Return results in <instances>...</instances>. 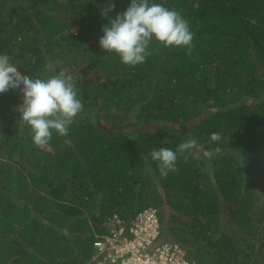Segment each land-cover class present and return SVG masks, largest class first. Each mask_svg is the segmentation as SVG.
Returning a JSON list of instances; mask_svg holds the SVG:
<instances>
[{
  "label": "trees",
  "instance_id": "16d2710c",
  "mask_svg": "<svg viewBox=\"0 0 264 264\" xmlns=\"http://www.w3.org/2000/svg\"><path fill=\"white\" fill-rule=\"evenodd\" d=\"M111 3L115 18L131 0H0V54L30 78L74 76L83 104L41 149L19 90L0 94V264H87L109 216L149 207L190 261L264 264V0H149L193 40L153 41L136 66L99 46ZM188 134L199 158L177 153L162 177L150 152Z\"/></svg>",
  "mask_w": 264,
  "mask_h": 264
},
{
  "label": "clouds",
  "instance_id": "9594fccd",
  "mask_svg": "<svg viewBox=\"0 0 264 264\" xmlns=\"http://www.w3.org/2000/svg\"><path fill=\"white\" fill-rule=\"evenodd\" d=\"M114 8L115 4L111 3L101 12L109 23L101 29L103 36L99 39V46L108 54H116L124 65L144 63L151 54L149 48L153 41L164 48H190L192 45L193 33L189 24L176 10L162 4H150L149 0H131L124 12L115 18L108 17V12ZM38 77L22 75L7 54H0V94L11 89L19 90L22 95V104L17 109L21 114L20 120L30 127L33 144L43 149L49 144L53 131L61 136L68 134L69 126L83 110V104L74 76L62 71L47 79ZM210 139L219 142L222 137L220 133H212ZM200 148L196 139L188 134L175 151L161 147L153 149L150 157L156 162L160 175L166 177L169 172L176 171L177 153H191L199 158ZM222 152L220 147H216L204 150L202 155L211 160ZM147 171L153 172L151 165Z\"/></svg>",
  "mask_w": 264,
  "mask_h": 264
},
{
  "label": "built area",
  "instance_id": "2783aa9c",
  "mask_svg": "<svg viewBox=\"0 0 264 264\" xmlns=\"http://www.w3.org/2000/svg\"><path fill=\"white\" fill-rule=\"evenodd\" d=\"M94 238L87 264H199L188 259L179 243L163 238L159 210L153 207L129 220L109 216Z\"/></svg>",
  "mask_w": 264,
  "mask_h": 264
},
{
  "label": "rangeland",
  "instance_id": "374dc122",
  "mask_svg": "<svg viewBox=\"0 0 264 264\" xmlns=\"http://www.w3.org/2000/svg\"><path fill=\"white\" fill-rule=\"evenodd\" d=\"M256 262H257V260H256ZM256 262H254L253 264H255ZM261 262V259H260V257H259V259H258V263L257 264H259Z\"/></svg>",
  "mask_w": 264,
  "mask_h": 264
}]
</instances>
